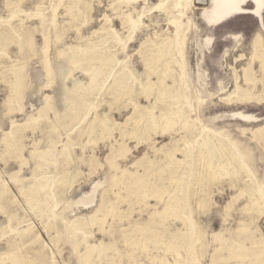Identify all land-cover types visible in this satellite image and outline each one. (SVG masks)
<instances>
[{
	"label": "rangeland",
	"instance_id": "374dc122",
	"mask_svg": "<svg viewBox=\"0 0 264 264\" xmlns=\"http://www.w3.org/2000/svg\"><path fill=\"white\" fill-rule=\"evenodd\" d=\"M75 1L25 0L6 7L0 0V16L14 12L25 22L0 33L2 65L24 66L21 80L0 66V190H6L0 197V263H10L4 254L12 253L17 264H188L190 251L197 254L198 264H264L258 257L264 203L261 211L250 203L254 191L264 198V0L257 15L237 13L216 25L202 20L212 1L193 0L198 31L187 33L186 58L192 68L184 67L180 84L188 97L186 121L163 134L160 127L145 131L133 122L126 96L111 104L106 97L97 108L98 119L110 115L107 130L98 122L90 127L91 116L81 124L76 114L84 107L80 95L88 76L56 55L57 48L68 44L83 46L79 36L102 25L103 16L120 29V14L135 18L143 12L144 26L132 42L122 38L124 63L112 73L130 64L138 80L146 81L145 63L156 46L140 54V43L147 37L154 43L172 37V27L150 10L157 0H130L119 9L116 0H78L80 6L89 2L90 21L76 19L71 25L65 23L64 7ZM252 6L246 2L243 9ZM36 14L44 17L38 29ZM52 14L61 21L63 35L51 25ZM44 37L51 41L48 57L42 53ZM237 86L251 89L252 98L223 100ZM197 90L204 96L202 104L197 103ZM150 98L139 95L136 100L153 115L168 112L169 100ZM202 125L236 140L237 148L251 155L245 164L249 177L238 171L207 178L198 196L202 205H196L189 193L197 189L189 185L190 172H184L180 186L176 176L182 165L171 164L167 155L175 146L192 153ZM12 126L17 129L11 132ZM63 146L70 150L69 158L64 159ZM49 148L55 154L53 165L46 164ZM43 177L54 178L49 194L34 186ZM179 199L185 201L182 209ZM181 219L197 222L200 248L199 242L189 249L184 244Z\"/></svg>",
	"mask_w": 264,
	"mask_h": 264
},
{
	"label": "bare ground",
	"instance_id": "6f19581e",
	"mask_svg": "<svg viewBox=\"0 0 264 264\" xmlns=\"http://www.w3.org/2000/svg\"><path fill=\"white\" fill-rule=\"evenodd\" d=\"M77 1L78 0L71 5L64 7V15L66 19H68L65 23H71L72 25V22L76 19H80L87 23L90 21V19H88L90 18L89 13L91 11L89 2L81 3L80 6L78 5L80 2ZM129 1L130 0H116L114 5L119 9L122 3H127ZM211 1L213 5L204 9L202 14V20L206 25H216L227 19L229 16L237 13L245 12L257 15L261 8V0ZM23 2H25V0H4V5L6 7L13 3L21 5ZM246 2H250L253 5L251 9H243ZM152 9L156 10L160 16L164 18L166 25L172 27L170 31L172 37L169 40L160 43H154L150 37H147L140 43V46L137 49V52L140 54H144L145 50H148L151 45L156 46L155 49H150L151 61L145 63L147 78L144 82L138 80L137 73L130 64L127 67H122L117 73H112V70H114L115 67L124 63L121 55L126 46L125 42H132L136 31L144 26V23L142 22L144 16L143 12L138 14L135 18L129 15V13L120 14V29L114 27L111 19L103 16L104 23L102 25L93 29L90 34L86 36H79V42L85 43H83V46H72L68 44L62 49H56L57 57H65L68 65L74 69L79 68L88 76L89 82L87 83V86L81 95L80 93L78 94L80 95L84 106L82 112L76 114V118L80 119L79 121L81 124L88 119V116H91V118L93 117V120L89 122L90 127L94 122H98L101 123L102 130H107L110 115L104 114L98 119V115L96 114L97 108L102 104L101 101H106V97L107 103L111 104L118 101L121 97L126 96L129 101L128 103L132 105L133 122L135 124H141L143 130H157L160 127L162 129L161 134H163V132L169 129L171 125L179 124L182 127L184 126L186 121L185 107H187L188 97L183 92V89H181L180 84L185 78L183 75L184 67L192 68L186 58V38L188 32L192 30L198 31V26L193 19L195 6L193 0H157L150 8V10ZM51 17V25L58 31L59 35H63L64 28L61 27V21L58 20V17H56L55 14H52ZM34 18L36 20L34 29H38L42 25L44 17L36 14V17ZM183 18L186 19L185 22L182 20ZM9 19H16L15 21L18 22L15 23V21L12 20L14 23H11L9 22ZM23 24H25L23 19L19 18L18 14L14 12L8 13V17L0 16V33H3L11 26L17 27ZM16 34L18 35L17 31ZM124 36H127L126 41L122 39ZM257 41L260 42V40ZM50 47L51 41L44 37L42 53H45V57H48ZM96 61L98 66L95 67L94 65L96 64ZM92 62L95 64L93 65ZM260 63L264 71V58L260 59ZM0 66H3L1 61ZM10 66L11 68H5L4 66L3 68L11 69V74L19 76L16 79L21 80L22 77L20 74L24 70V66L17 64H11ZM102 67H106L105 71ZM48 68L50 70V66ZM194 69L195 76L199 78L202 70L200 69L198 61L195 63ZM152 74L155 75L154 80L151 79ZM167 79H169L170 82H168L169 80ZM198 86H200V84ZM185 90H189V87H186ZM139 95H142L146 100H149V97L151 96L156 102L162 100L165 101V99H167V101L169 100L166 105L168 112L162 113V115L151 114L152 111L150 109L137 102L136 99ZM251 98V89H242L237 86L233 95H228L223 100L231 101L237 99L239 101H247ZM203 102L204 96L198 91L197 103L202 104ZM199 128L200 136L196 140V146L192 153H188L184 146H175L170 150L168 155L166 154L170 159L171 164H175L178 167L179 165H182V170H180L176 176V180L180 181V186L182 184L181 179L184 176V172H190L191 179L189 185L192 188L196 187L197 189L194 192L190 190L189 193L192 196H195L196 205H202V201L198 196L202 195L203 183L207 178H217L223 175L232 176L238 171H243L244 174H246L245 176L249 177L245 170V164L246 160H249V155H251L247 154L248 152L244 151V149H238L237 147H239L240 144L236 140H230L228 137L224 138L218 136L215 132H219V130L214 132L212 131L213 129L207 125H202ZM260 128L261 127L256 130H259ZM14 129H17V127L12 126L11 132L14 131ZM46 153L48 156L46 164L53 165L55 160L54 152L49 148ZM62 153L64 159L70 157V150L65 146H63ZM176 154H180L182 158H177ZM253 176L255 177V175ZM54 182V178L47 179L43 177V180L36 181L34 186L38 187L40 191L49 194L50 188ZM5 193L6 190L2 188L0 190V197ZM40 194L42 195V193ZM250 200L252 205L251 209L256 207L258 211H261V206L264 203L262 195L259 192L254 191L250 196ZM178 202L182 209L185 205V201L179 199ZM52 214L53 206L48 213L49 217L52 216ZM181 221L185 225L187 236L184 240V244L188 246L189 249L192 244L199 242L197 246L200 248L203 244V240L201 235L198 234L197 222H192L188 219H181ZM194 235H196L198 239H194ZM29 239L31 241L33 240V237H29ZM192 240H194V242H192ZM88 248H94V245L88 246ZM188 254H190L188 264H198L199 260L197 254L195 252L194 254L190 253V251H188ZM4 256H7L6 258L11 264H17L12 253H5ZM258 257L263 261L264 240L258 251ZM0 264L7 263L4 261Z\"/></svg>",
	"mask_w": 264,
	"mask_h": 264
}]
</instances>
